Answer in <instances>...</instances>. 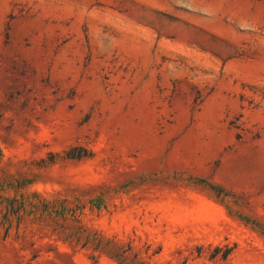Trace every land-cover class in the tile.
<instances>
[{
    "label": "rangeland",
    "instance_id": "374dc122",
    "mask_svg": "<svg viewBox=\"0 0 264 264\" xmlns=\"http://www.w3.org/2000/svg\"><path fill=\"white\" fill-rule=\"evenodd\" d=\"M0 264H264V0H0Z\"/></svg>",
    "mask_w": 264,
    "mask_h": 264
}]
</instances>
